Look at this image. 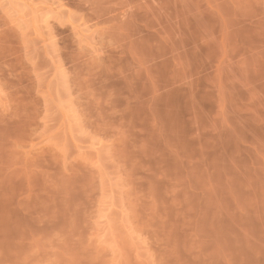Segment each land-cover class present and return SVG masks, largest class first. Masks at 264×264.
<instances>
[{
	"label": "rangeland",
	"instance_id": "374dc122",
	"mask_svg": "<svg viewBox=\"0 0 264 264\" xmlns=\"http://www.w3.org/2000/svg\"><path fill=\"white\" fill-rule=\"evenodd\" d=\"M0 264H264V0H0Z\"/></svg>",
	"mask_w": 264,
	"mask_h": 264
}]
</instances>
